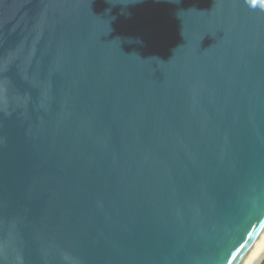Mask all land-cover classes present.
Here are the masks:
<instances>
[{"label":"water","instance_id":"1","mask_svg":"<svg viewBox=\"0 0 264 264\" xmlns=\"http://www.w3.org/2000/svg\"><path fill=\"white\" fill-rule=\"evenodd\" d=\"M263 231L264 0H0V264H244Z\"/></svg>","mask_w":264,"mask_h":264},{"label":"bare ground","instance_id":"2","mask_svg":"<svg viewBox=\"0 0 264 264\" xmlns=\"http://www.w3.org/2000/svg\"><path fill=\"white\" fill-rule=\"evenodd\" d=\"M264 254V231L253 244L251 250L245 258L244 264H257Z\"/></svg>","mask_w":264,"mask_h":264},{"label":"clouds","instance_id":"3","mask_svg":"<svg viewBox=\"0 0 264 264\" xmlns=\"http://www.w3.org/2000/svg\"><path fill=\"white\" fill-rule=\"evenodd\" d=\"M247 3L251 4L252 0H246Z\"/></svg>","mask_w":264,"mask_h":264},{"label":"snow or ice","instance_id":"4","mask_svg":"<svg viewBox=\"0 0 264 264\" xmlns=\"http://www.w3.org/2000/svg\"><path fill=\"white\" fill-rule=\"evenodd\" d=\"M226 264H230V262L226 260Z\"/></svg>","mask_w":264,"mask_h":264},{"label":"built area","instance_id":"5","mask_svg":"<svg viewBox=\"0 0 264 264\" xmlns=\"http://www.w3.org/2000/svg\"><path fill=\"white\" fill-rule=\"evenodd\" d=\"M262 264H264V260H263V263Z\"/></svg>","mask_w":264,"mask_h":264}]
</instances>
